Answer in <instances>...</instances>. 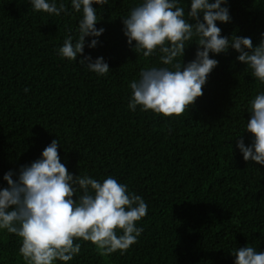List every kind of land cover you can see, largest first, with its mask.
<instances>
[{
	"label": "trees",
	"instance_id": "trees-1",
	"mask_svg": "<svg viewBox=\"0 0 264 264\" xmlns=\"http://www.w3.org/2000/svg\"><path fill=\"white\" fill-rule=\"evenodd\" d=\"M55 2L69 14L36 12L30 0H0V189L7 187L5 173L16 179L20 166L58 138L69 173L100 182L112 176L148 206L136 224L143 232L126 252L104 256L77 240L81 251L66 264H234L235 249L264 251V165L244 161L236 148L241 137L246 146L252 142L244 131L248 110L264 84L236 60L238 53L209 54L219 63L189 113L131 111L129 83L142 68L164 66L159 53L145 58L126 43L121 18L142 0L92 5L101 18L95 27L105 31L85 38L83 55L103 57L110 69L104 76L80 65L83 56L58 55L68 35L75 43L82 13L71 0ZM179 4L187 12L190 0ZM226 6L231 21L216 22L221 35L258 45L264 0H227ZM91 39L98 40L95 48L87 47ZM196 40L186 44L184 64L195 58ZM20 246L19 237L0 229V264H25Z\"/></svg>",
	"mask_w": 264,
	"mask_h": 264
},
{
	"label": "clouds",
	"instance_id": "clouds-1",
	"mask_svg": "<svg viewBox=\"0 0 264 264\" xmlns=\"http://www.w3.org/2000/svg\"><path fill=\"white\" fill-rule=\"evenodd\" d=\"M108 3L71 0L72 10L82 13L78 37L73 43V36L68 35L58 49V55L69 61L83 56L78 63L99 76L110 71L104 58L93 60L83 54L85 38L99 37L105 31L95 27L101 18L92 5ZM30 4L34 11L50 16L69 14L65 4L57 5L55 0H30ZM226 5L227 0H190L186 12L179 0H142L121 18L126 43L134 52L145 58L159 53L164 65L142 68L139 78L129 83V110L140 106L143 112L175 118L189 113L219 63L209 54H227L229 48L238 53L236 60L251 70V76L264 84V33L256 46L250 37L222 36L216 22L231 21ZM193 37L197 38L195 58L184 64L182 58ZM97 44V39H91L87 47ZM248 112L244 131L253 139L248 146L242 137L237 139L236 148L244 161L264 165V92L250 101ZM60 146L58 138L53 139L39 159L20 166L16 179L12 171L4 174L7 187L0 189V229L20 238L19 255L25 264H66L81 251V243H74L77 240L91 242L104 256L116 251L123 254L143 232L136 224L147 215V204L112 176L100 182L87 174L69 173L61 163ZM230 255L235 257L234 264H264V251L257 252L252 246L235 249Z\"/></svg>",
	"mask_w": 264,
	"mask_h": 264
}]
</instances>
